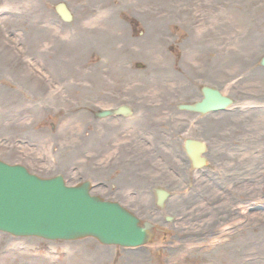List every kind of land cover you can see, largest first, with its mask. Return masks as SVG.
<instances>
[{"label": "rangeland", "instance_id": "1", "mask_svg": "<svg viewBox=\"0 0 264 264\" xmlns=\"http://www.w3.org/2000/svg\"><path fill=\"white\" fill-rule=\"evenodd\" d=\"M58 3H65L74 16L60 34L54 10ZM207 6L212 15L226 7V42L230 57L235 56V61L228 58L226 63L228 80L218 84L234 102L224 120L227 143L222 151L228 158L220 168L228 172L220 185L201 188L198 196H192L195 202L189 209L165 212L176 220L170 235H158L145 248H106L94 240L70 244L15 239L0 233V264H44L33 259L50 258L47 253L55 255L50 249L64 248L77 252L71 253L70 261L56 264H77L83 258L79 252L96 253L97 258L119 255L118 264H264V70L258 65L264 56V0H0V87L15 89L1 94L2 105L9 107L13 101L20 127L28 126L35 136L41 131L52 134L50 124L57 125L58 114L50 107L57 101L47 93L65 95L60 113L90 109L89 104L75 106L73 99L78 94L81 104L89 103L85 99L102 92L107 80L117 76L119 65L129 67V80H173L179 65L185 68L210 58L219 71L220 48L215 45L220 44L223 29L220 17L216 25L214 18L209 19L212 23L207 21ZM45 14L50 17L47 45L42 44L46 27L40 21ZM180 20L190 21L192 28L182 26ZM13 29L19 32L11 37ZM26 49L34 58L46 54L45 71H36V65L28 70L14 67L16 56ZM46 77L55 82L50 88ZM0 118L8 119L9 112L1 111ZM54 142L50 138L45 144L48 155L62 145ZM71 154L67 162L74 167L81 159L76 150ZM246 154L255 159L246 160ZM180 198L170 200L171 205L182 206ZM91 264L107 262L100 259Z\"/></svg>", "mask_w": 264, "mask_h": 264}, {"label": "flooded vegetation", "instance_id": "2", "mask_svg": "<svg viewBox=\"0 0 264 264\" xmlns=\"http://www.w3.org/2000/svg\"><path fill=\"white\" fill-rule=\"evenodd\" d=\"M207 7V21L214 18L216 25L220 17L219 23L223 29L220 44L216 42L215 45L220 48L216 56L220 58L219 71L213 67L215 60L212 62L210 58L199 61V64L190 63L185 68L179 65L181 69L175 70L173 80H129V67L119 65L117 76L107 80V87L85 99L89 103L81 104V96L78 94L73 99L75 106L83 108L89 104L90 109L60 113L65 107V95L48 92L47 95L53 94L57 101L56 106L50 108L58 114V123L50 124L52 134L41 131L36 136L34 131L28 130V126L20 127L13 101L7 104L9 107H3L1 94L15 89L1 86L0 112H9V118H0V160L8 164L23 165L45 178L62 176L68 183L72 180H76L73 184L90 182L94 195L120 204L142 220L173 229L175 220L168 222L165 212L185 206L189 209L195 202L192 196H198L199 190L208 185H220L224 179L223 174L228 172L226 170L223 173L220 168L228 158L222 151L227 143L224 120L228 111L200 113L188 109L203 99L204 87L214 88L224 95L223 88L218 84L228 80L225 71L228 60L227 9L222 6L219 12L212 15L209 14L212 12L211 7ZM45 15L47 16L40 20L41 25L46 27L42 30L43 45H47V42L49 44L46 37L50 33V17ZM55 16L59 22L57 32L60 34L64 31L65 22L56 13ZM12 20L14 21L13 18ZM186 23L180 20L182 26L191 29L192 23ZM130 31L134 33L136 29L131 27ZM10 32L13 37V33H18L19 30L13 29ZM144 34L141 32L140 36ZM50 48L49 46V51ZM186 52L190 54L191 49L188 48ZM22 53L24 54L16 56L15 68L28 70L36 65L39 69H46V54H37L38 57L34 58L31 57L34 53L27 49ZM23 60L30 61L32 66L25 64ZM2 81L0 80V84ZM7 81L13 84L12 80ZM46 81V87L50 88L54 81L49 80V77H46ZM96 84H99L98 80ZM58 92H61L60 88ZM26 114L24 116H30L29 113ZM73 132L75 135L70 137L69 134ZM50 138L55 140V146L58 142L62 145L58 149H52L48 155L44 152V147ZM73 140L74 146L68 145ZM188 140L205 146V153L202 154V158L206 160L205 167H193L185 149ZM75 150L81 160L72 167L67 161ZM257 151L259 154L258 149ZM161 191L166 192L169 197L163 208L160 207L158 198L163 194ZM186 196L192 199H185ZM176 197H181L179 201L182 206L171 205L170 200ZM50 250L55 255L47 253L50 258L33 260L56 264L54 261H68L72 251H75L72 248ZM80 255L83 258L77 259V264H91L100 259L107 264H118L122 258L119 255H111L110 258L109 254L97 258L96 253L86 252Z\"/></svg>", "mask_w": 264, "mask_h": 264}, {"label": "water", "instance_id": "3", "mask_svg": "<svg viewBox=\"0 0 264 264\" xmlns=\"http://www.w3.org/2000/svg\"><path fill=\"white\" fill-rule=\"evenodd\" d=\"M56 12L67 22L72 20L65 4H58ZM203 94V102L189 109L205 112L232 105L230 98L216 90L205 88ZM187 151L199 166L204 147L188 142ZM165 199L166 195H160V204ZM157 231L165 233L118 204L92 196L89 183L69 187L61 177L41 179L24 167L0 161L1 233L64 241L95 238L103 245L134 249L150 243Z\"/></svg>", "mask_w": 264, "mask_h": 264}, {"label": "bare ground", "instance_id": "4", "mask_svg": "<svg viewBox=\"0 0 264 264\" xmlns=\"http://www.w3.org/2000/svg\"><path fill=\"white\" fill-rule=\"evenodd\" d=\"M230 54H231V53L229 52V49H228V58H229V62H230V60H231L232 62L235 61V56L232 55V56L230 57ZM236 59H238V58L236 57ZM249 114H250V113H249ZM241 117H243V116H241ZM225 127H226V125H225ZM235 128H236V127H234V129H235ZM240 136L243 137L242 135H240ZM246 139H249V138H246ZM250 158L255 159V157H253V156L250 157L248 154L245 155V159H246V160H248V159H250ZM256 158L259 159V157H256ZM253 205H256V204H253ZM253 208H256V206H253ZM244 209H245V208H244ZM254 216H255V214H254Z\"/></svg>", "mask_w": 264, "mask_h": 264}]
</instances>
